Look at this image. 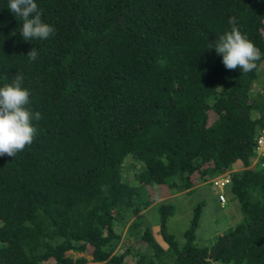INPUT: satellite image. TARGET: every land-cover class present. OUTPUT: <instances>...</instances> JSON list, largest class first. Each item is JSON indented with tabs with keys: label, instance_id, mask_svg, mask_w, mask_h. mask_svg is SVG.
<instances>
[{
	"label": "trees",
	"instance_id": "obj_1",
	"mask_svg": "<svg viewBox=\"0 0 264 264\" xmlns=\"http://www.w3.org/2000/svg\"><path fill=\"white\" fill-rule=\"evenodd\" d=\"M8 2L0 87L20 73L43 119L31 145L0 157V264H128L117 226L146 244L135 264H264V158L246 169L264 128V0H35L56 31L29 41ZM232 16L262 53L247 74L207 49ZM229 169L239 223L199 246L197 203L179 245L164 200L154 239L144 212L161 185L174 194ZM88 246L91 261L67 255Z\"/></svg>",
	"mask_w": 264,
	"mask_h": 264
},
{
	"label": "clouds",
	"instance_id": "obj_2",
	"mask_svg": "<svg viewBox=\"0 0 264 264\" xmlns=\"http://www.w3.org/2000/svg\"><path fill=\"white\" fill-rule=\"evenodd\" d=\"M7 8L21 22L19 31L25 41L46 40L55 34V28L42 21L41 12L35 0H9ZM228 23L231 26L230 31L218 35V38L213 41L208 40L207 49H214L216 54L222 57V63L227 70L235 71L239 67L243 74L252 72L257 68V62L261 60L262 53L237 27L236 17H230ZM27 56L30 61H35L38 56L36 48L30 50ZM23 81L24 77L17 72L10 83H4L0 87V157L8 156L14 159L26 145H31L37 133L32 121L43 119L40 112H32L30 109L31 94L27 88L22 87ZM259 132L255 140L254 154L246 169L254 170L258 165L263 167L261 161L264 154L258 156L256 149ZM242 168L243 166L233 169ZM231 171L233 170L229 169L222 175L210 179L220 202L226 201L224 189L230 182L228 174ZM220 177L227 178L228 182L221 188H216L213 182Z\"/></svg>",
	"mask_w": 264,
	"mask_h": 264
},
{
	"label": "rangeland",
	"instance_id": "obj_3",
	"mask_svg": "<svg viewBox=\"0 0 264 264\" xmlns=\"http://www.w3.org/2000/svg\"><path fill=\"white\" fill-rule=\"evenodd\" d=\"M133 158V156L127 157L125 163L128 170L135 172L129 169L130 162L136 164ZM128 178L130 184L136 180L135 175H129ZM210 179L211 178H207L204 181L193 178L188 188H179L180 191L174 194L170 192L168 184L166 183L159 187L160 194L158 195V199L153 203L151 208L144 212L145 221L153 225L151 234L154 239L160 240L161 238L163 241L161 232H158V228L154 227L159 226L158 203L164 200L166 203H172L174 205V212L168 217L167 232L174 235L179 245H182L184 242L183 233L189 227L194 211L193 208L197 203H203L195 240L199 246L212 244L218 234L228 230L242 220L243 215L240 211L238 201L230 192L229 187L224 189L226 201L220 202L218 193L214 192L211 184L212 180ZM150 194L152 196L155 195L153 190L150 191ZM116 229L119 230L124 237L121 241V247L124 249L120 250H126L128 252L124 259L128 264H135V259L130 256L127 258V256L130 255L131 252L134 254L138 249L141 250L146 248V244L144 242L135 241L132 238H130L131 241L126 240L127 237L124 236L125 228L120 229V227L117 226ZM91 250L92 249L88 247L83 253L79 254L69 251L67 255L72 254L74 257L84 256L88 261H91Z\"/></svg>",
	"mask_w": 264,
	"mask_h": 264
},
{
	"label": "built area",
	"instance_id": "obj_4",
	"mask_svg": "<svg viewBox=\"0 0 264 264\" xmlns=\"http://www.w3.org/2000/svg\"><path fill=\"white\" fill-rule=\"evenodd\" d=\"M256 149H257L258 156H261L264 154V128L258 134ZM227 182H228L227 178H221L220 177V178H217L214 180L213 185L216 188H221ZM220 198L223 199V197L221 195H220Z\"/></svg>",
	"mask_w": 264,
	"mask_h": 264
}]
</instances>
